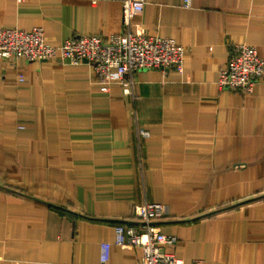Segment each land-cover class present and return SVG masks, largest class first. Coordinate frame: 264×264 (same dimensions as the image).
<instances>
[{"label": "crops", "instance_id": "obj_1", "mask_svg": "<svg viewBox=\"0 0 264 264\" xmlns=\"http://www.w3.org/2000/svg\"><path fill=\"white\" fill-rule=\"evenodd\" d=\"M133 31L174 38L183 71L107 91L91 64L0 57V264H141L115 243L135 204L163 202L183 264H264V77L221 90L234 44L264 57V0H144ZM123 0H0V28L48 43L123 31ZM141 130H147L143 135Z\"/></svg>", "mask_w": 264, "mask_h": 264}, {"label": "built area", "instance_id": "obj_2", "mask_svg": "<svg viewBox=\"0 0 264 264\" xmlns=\"http://www.w3.org/2000/svg\"><path fill=\"white\" fill-rule=\"evenodd\" d=\"M191 6V0H185ZM145 8L144 0H123V31L104 37L101 34H80L67 38L59 45L45 39L43 26L31 29L0 28V57L28 61L61 60L70 64H91L97 74V84L107 91L114 83L130 93L125 79L128 72L144 69L183 71L186 48L174 38L133 31L134 19ZM264 77V57L255 45L234 44L227 65L220 70L218 87L221 90L252 94L255 84ZM148 135L147 130H141ZM134 220L115 226V243L123 247H139L141 264H183V260L167 246L177 241L176 235L165 233L160 223L169 216L163 202L135 204ZM111 244L101 245V261H108ZM196 264H203L200 261Z\"/></svg>", "mask_w": 264, "mask_h": 264}]
</instances>
